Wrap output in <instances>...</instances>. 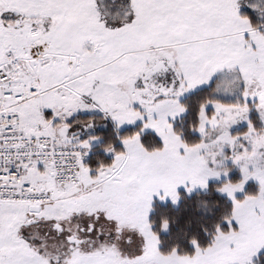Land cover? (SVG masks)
Returning <instances> with one entry per match:
<instances>
[{"label":"snow or ice","instance_id":"obj_1","mask_svg":"<svg viewBox=\"0 0 264 264\" xmlns=\"http://www.w3.org/2000/svg\"><path fill=\"white\" fill-rule=\"evenodd\" d=\"M212 179L163 249L154 201ZM0 264H264V0H0Z\"/></svg>","mask_w":264,"mask_h":264},{"label":"trees","instance_id":"obj_2","mask_svg":"<svg viewBox=\"0 0 264 264\" xmlns=\"http://www.w3.org/2000/svg\"><path fill=\"white\" fill-rule=\"evenodd\" d=\"M131 128H126L121 131V135L130 132ZM115 136L113 127L109 132L104 133L101 137V143H106L110 138ZM97 157L102 158L106 163L111 161V156L105 154L100 148L99 144L93 148L89 153V162L92 164L98 163ZM239 175H233L232 179H239ZM219 182H212L209 190L206 192H197L191 196L182 194V200L179 206L175 207L168 204H161L156 202L154 210L151 214L152 219L156 221L154 227L159 229L160 219L162 216H167L170 220L169 229L167 233L161 232V239L163 241L162 248L173 241H177L181 246L187 250L192 251L190 238L196 236L202 243L208 240V236L204 233V227H211L217 222L222 212L230 207L231 201L224 195L216 191V185ZM256 183H251L246 191H255ZM201 207H206L208 214L200 212Z\"/></svg>","mask_w":264,"mask_h":264},{"label":"rangeland","instance_id":"obj_3","mask_svg":"<svg viewBox=\"0 0 264 264\" xmlns=\"http://www.w3.org/2000/svg\"><path fill=\"white\" fill-rule=\"evenodd\" d=\"M106 123L108 124V123H111V122H106ZM111 125H112V124H111ZM112 126H113V125H112ZM242 127H243V125L239 126V127L237 128V130H239V129L242 128ZM126 128H129V126L125 125V126L121 129V131L124 130V129H126ZM94 135H95V134H94ZM101 139H102V138H101ZM96 145H97V144H95V145L93 146V148H94ZM93 148H92L91 152L93 151ZM91 152H90V153H91ZM107 155L111 156V154H107ZM229 167L231 168V172H230V176H231V177H233V175H236V174L240 176V171H239V169L236 168V167H232V165H231L230 162H229ZM212 182H219V181H216V180L212 179V180L209 181V186H210V184H211ZM252 182H253V183H256L255 181L250 180V181L248 182V184L246 185L245 190L247 189V187L249 186V184H251ZM178 190H179V192H180L181 195H180V198H179V200H178V202H177L176 204H173V203L171 202V200H167V201H163V202H162V201L156 199V200L154 201V204H153V210H154V205H155L156 202H159V203H161V204H168V203H170L171 205L177 207V206H179V204H180V202H181V200H182V194H183V193H185L187 196H191V195H193V194H195V193H197V192H206V191L209 190V187H208L207 190H201V189L197 188V189H195L191 194H188V193L185 191V189H184L183 187L179 188ZM238 196L242 197V194H238ZM153 210H152V212H153ZM200 212L203 213V214H208V211L206 210V207H201V208H200ZM151 214H152V213H151ZM168 229H169V228H168ZM167 232H168V230H167L166 232H162V233H167Z\"/></svg>","mask_w":264,"mask_h":264},{"label":"crops","instance_id":"obj_4","mask_svg":"<svg viewBox=\"0 0 264 264\" xmlns=\"http://www.w3.org/2000/svg\"><path fill=\"white\" fill-rule=\"evenodd\" d=\"M112 127L113 126L111 125V123H108L107 124V127H105L104 124H98V126L96 127V129L90 130V131H91V134L101 135L102 136L104 133L109 132Z\"/></svg>","mask_w":264,"mask_h":264},{"label":"built area","instance_id":"obj_5","mask_svg":"<svg viewBox=\"0 0 264 264\" xmlns=\"http://www.w3.org/2000/svg\"><path fill=\"white\" fill-rule=\"evenodd\" d=\"M87 160H89V156L87 157Z\"/></svg>","mask_w":264,"mask_h":264}]
</instances>
